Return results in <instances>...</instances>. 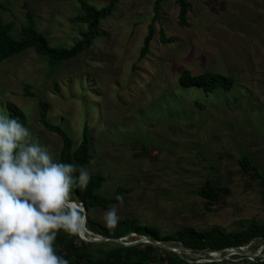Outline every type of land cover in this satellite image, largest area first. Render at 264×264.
<instances>
[{"label": "rangeland", "instance_id": "rangeland-1", "mask_svg": "<svg viewBox=\"0 0 264 264\" xmlns=\"http://www.w3.org/2000/svg\"><path fill=\"white\" fill-rule=\"evenodd\" d=\"M84 1L97 9L110 3ZM0 2L8 8L0 15L14 23V37L27 25L28 10L53 47H71L88 28L72 22L83 14L78 0ZM155 2L119 0L90 49L76 58L52 66L31 48L6 59L0 64V112L10 117L7 104L19 106L31 141L45 147L55 162L62 139L39 122V102H48V121L65 129L75 147L88 126L94 156L86 168L90 177H106L100 189L106 197L115 198L119 187L127 190L110 207L117 210V223L136 220L163 234L183 227L232 232L252 223L264 225L260 183L239 165L247 155L264 174V0H187L192 10L184 28L178 25L175 0L161 4L156 21ZM152 23L154 39L142 58ZM161 30L172 43L161 42ZM186 70L222 74L235 84L230 92L186 88L178 81ZM26 85L32 96L25 94ZM207 180L223 188L221 202L210 210L198 195ZM106 211L93 208L85 223L90 216L113 230L117 223L106 224ZM133 236L134 241H120L147 242ZM101 240L97 243L106 241ZM180 252L192 264L212 262L204 252ZM210 255L242 264L238 256L264 258V241Z\"/></svg>", "mask_w": 264, "mask_h": 264}, {"label": "trees", "instance_id": "trees-1", "mask_svg": "<svg viewBox=\"0 0 264 264\" xmlns=\"http://www.w3.org/2000/svg\"><path fill=\"white\" fill-rule=\"evenodd\" d=\"M166 0H156L154 5L155 18L158 20L161 4ZM179 7L178 25L181 28L188 27L189 15L192 10L191 4L187 0H175ZM83 14L72 18L73 23L86 24L87 30L81 32V38L71 47H53L47 37L36 27V21L30 10L27 11V25H23L19 32V37L12 35L13 22H6L0 15V64L6 59L19 55L24 51L33 48L39 55L48 58V63L52 66L62 61H67L78 57L92 46L99 35V27L105 18L110 16L119 0H110V3L102 9H97L84 0H78ZM1 11H8L0 2ZM154 24L149 25V31L144 39L141 49V57L145 58L150 52V46L154 39ZM160 40L163 44L172 43L173 40L166 37L164 31H160ZM179 83L186 88L198 87L199 89L212 93L217 89L230 92L235 84L232 77L213 72H204L199 75H192L188 70L178 79ZM25 94L32 96L29 85L25 86ZM200 105V104H199ZM39 122L49 132L58 135L62 139V147L56 162L71 163L77 166H87L94 156L91 153V138L88 126H84L81 142L77 147L74 140L61 126L48 121L49 104L41 100L39 102ZM202 106V105H200ZM7 110L11 118L17 119L28 128V119L25 112L16 104L8 103ZM239 165L245 173L250 175L254 181H258L261 186V196L264 205V174H262L253 161L244 155L239 160ZM78 175V172L76 173ZM106 177L100 173L92 175L88 185L84 189L74 187L71 191V199L81 204L84 208L83 215L86 216L93 208L109 210L113 204L121 201V195L127 191L125 188L117 189L116 197L109 198L100 193V189L106 182ZM223 188L207 180L198 190V195L206 200L207 208L211 205H218L221 202ZM85 227L96 235L107 239H124L131 241L137 237H146L159 242H175L193 253L203 251L216 252L231 248H242L252 243V241H264V225L252 223L246 228L226 232L220 227H213L209 230L201 231L193 227H183L171 234H163L154 225H141L136 220L124 219L119 221L113 230L87 217ZM56 254L69 261V264H192L188 257H181L177 253L162 249L150 243L141 242L128 245L118 241H104L97 243L85 241L79 235H69L63 230L57 233L54 241ZM227 255L226 252L222 253ZM238 256V255H234ZM233 257V256H232ZM242 259V264H264V258L248 260L246 256H238ZM235 258L222 261L203 262L201 264H239L233 262ZM199 264V263H194Z\"/></svg>", "mask_w": 264, "mask_h": 264}, {"label": "clouds", "instance_id": "clouds-1", "mask_svg": "<svg viewBox=\"0 0 264 264\" xmlns=\"http://www.w3.org/2000/svg\"><path fill=\"white\" fill-rule=\"evenodd\" d=\"M30 137L27 127L0 112V264H69L54 241L60 230L83 236L84 208L71 191L86 188L90 175L83 166L55 162ZM104 221L115 226V207Z\"/></svg>", "mask_w": 264, "mask_h": 264}, {"label": "water", "instance_id": "water-1", "mask_svg": "<svg viewBox=\"0 0 264 264\" xmlns=\"http://www.w3.org/2000/svg\"><path fill=\"white\" fill-rule=\"evenodd\" d=\"M84 235H86L88 238L92 239L90 237V235H93V236H96L95 239L93 240L94 242H101L102 240L101 239H104L106 241H109V240H112V241H118V242H121L120 239H116V238H112V239H107L105 237H102L100 235H96L94 234L93 232L89 231L87 228H85V231H84ZM97 237L99 239H97ZM147 242L146 243H150V244H153L155 246H158L162 249H165V250H168V251H171V252H174V253H177L178 255H180L181 257H183V255L181 254V250H187L185 249L184 247H174L172 245H169V244H165L164 242H159V241H155V240H150L148 238H146ZM132 245V244H130ZM204 253L208 254L209 255V259H211L212 261H215V256H212L210 255L211 252L209 251H203ZM226 252V254L232 252V250H221V251H216L214 253H224ZM258 258V257H257Z\"/></svg>", "mask_w": 264, "mask_h": 264}, {"label": "bare ground", "instance_id": "bare-ground-1", "mask_svg": "<svg viewBox=\"0 0 264 264\" xmlns=\"http://www.w3.org/2000/svg\"><path fill=\"white\" fill-rule=\"evenodd\" d=\"M85 228H86V227H85ZM83 235H84V234H83ZM84 236L87 237L86 235H84ZM90 237L92 238V240H94L96 236L90 235ZM97 239H98V237H97ZM262 245H263V244H262ZM215 255H217V254H215Z\"/></svg>", "mask_w": 264, "mask_h": 264}, {"label": "built area", "instance_id": "built-area-1", "mask_svg": "<svg viewBox=\"0 0 264 264\" xmlns=\"http://www.w3.org/2000/svg\"><path fill=\"white\" fill-rule=\"evenodd\" d=\"M232 250H234V249H236V248H231ZM239 250H240V248H239Z\"/></svg>", "mask_w": 264, "mask_h": 264}]
</instances>
